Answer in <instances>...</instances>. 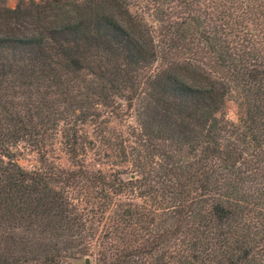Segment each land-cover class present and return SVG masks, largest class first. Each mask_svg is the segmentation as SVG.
I'll use <instances>...</instances> for the list:
<instances>
[{
	"label": "trees",
	"instance_id": "1",
	"mask_svg": "<svg viewBox=\"0 0 264 264\" xmlns=\"http://www.w3.org/2000/svg\"><path fill=\"white\" fill-rule=\"evenodd\" d=\"M139 2L157 7L162 26L133 9ZM230 96L237 121L225 117ZM120 100L135 116L126 130L106 117L119 118ZM56 135L71 167L50 155ZM101 143L129 155V170L90 168ZM20 145L37 152V167L18 163ZM258 252L264 0L3 8L0 264H73L90 253L97 264H258Z\"/></svg>",
	"mask_w": 264,
	"mask_h": 264
},
{
	"label": "rangeland",
	"instance_id": "2",
	"mask_svg": "<svg viewBox=\"0 0 264 264\" xmlns=\"http://www.w3.org/2000/svg\"><path fill=\"white\" fill-rule=\"evenodd\" d=\"M16 4V0H0V12H3V8H13ZM159 4V3H158ZM154 5V4H153ZM153 5H147L145 2H139L138 4L133 6L134 10H137L139 12L145 11V18L147 23L153 25V26H162V22H158L156 19V16H154V7ZM160 5V4H159ZM174 8V1L165 3L160 5L158 8L169 10L170 8ZM151 9V10H150ZM174 19V15H169ZM161 64L160 60L153 63V67L156 68ZM122 111L120 110V116L119 118H116L112 115L107 114V118L110 120L109 124L111 126H115V129L117 130H126L127 126L134 125L135 124V116L133 114V110H125L126 109V102L123 100H120ZM124 111V113H122ZM238 103L236 100H234L231 96L226 99L225 102V117L229 119L230 121H237L238 119ZM104 117V116H102ZM85 129L87 131H92L91 126L87 125L85 126ZM112 133V131H110ZM115 134V132H113ZM129 137V135H128ZM52 151L50 152V155H53L55 162L58 165H61L63 167H71V163L67 157V154L64 151V146L61 143V139L59 135H56L55 139H52ZM102 145V143H101ZM17 161L18 163L25 169H32L34 167H37L39 165L38 161V154L35 151H31L28 148L20 145L17 150ZM86 164L93 169H101L103 171H111L113 169H122L125 171V169L129 170L130 163H129V155L127 157L122 156L117 150L112 148L111 143L107 145H102V148L100 150V155L95 156L92 152H88V156L86 157ZM126 170V173H127ZM123 173L121 176L123 178L127 177V174ZM259 258H257L258 264H263L264 261V254H261ZM89 259V264H97L96 257L94 253L86 254L85 256H82L79 260L74 262L73 264H84L85 258Z\"/></svg>",
	"mask_w": 264,
	"mask_h": 264
},
{
	"label": "water",
	"instance_id": "3",
	"mask_svg": "<svg viewBox=\"0 0 264 264\" xmlns=\"http://www.w3.org/2000/svg\"><path fill=\"white\" fill-rule=\"evenodd\" d=\"M84 264H89V259H88V257L85 258V263H84Z\"/></svg>",
	"mask_w": 264,
	"mask_h": 264
}]
</instances>
